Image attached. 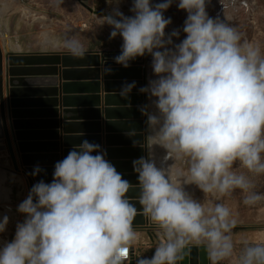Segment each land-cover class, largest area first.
<instances>
[{
    "label": "clouds",
    "instance_id": "clouds-1",
    "mask_svg": "<svg viewBox=\"0 0 264 264\" xmlns=\"http://www.w3.org/2000/svg\"><path fill=\"white\" fill-rule=\"evenodd\" d=\"M107 2L115 6L100 16L102 25L111 26L110 39H123L115 63L127 68L149 54L156 77L139 89L149 100L139 108L147 118L140 146L148 155L134 160L133 168L143 215L162 237L154 255L138 257L137 264H182L193 244L206 249L209 264H221L233 255L236 220L208 194L219 200L239 189L247 193L245 205L264 200V193L253 191L255 178L264 176V53L226 16H209L210 0H178L177 7L188 13L179 44L173 38L180 30L166 33L172 21L163 15L173 0H133L132 16L120 11V0ZM220 3L227 9L236 0ZM45 43L74 58L86 55L75 37ZM103 71L111 74L112 68L104 65ZM134 88L136 82H125L118 95L129 100ZM106 155L101 145L85 139L56 162L51 183L32 186L17 208L24 221L0 247V264H127L138 240L133 227L138 213L127 196L132 185ZM178 163L186 165L179 175ZM42 171L37 165L31 175ZM191 184L205 194L203 202L185 190ZM9 219L0 220V233ZM239 264H264V243L246 244Z\"/></svg>",
    "mask_w": 264,
    "mask_h": 264
},
{
    "label": "rangeland",
    "instance_id": "rangeland-1",
    "mask_svg": "<svg viewBox=\"0 0 264 264\" xmlns=\"http://www.w3.org/2000/svg\"><path fill=\"white\" fill-rule=\"evenodd\" d=\"M18 1L20 6L12 9L8 15L4 16V19L1 18L0 22L2 21L7 25L10 41L21 45V53L40 51L41 48L31 44L32 49H30L28 45L33 43L34 38L42 30L41 24L47 26L50 37H56L59 41L75 37L82 43L86 52H121L122 37L117 36L115 39H110L112 28L106 24L102 25L100 19V16L110 14L112 7L115 6H110L107 0H63L59 4L56 0ZM159 2H163V0H153V4ZM177 4L178 0H173L172 6L163 15L165 18L171 19L170 25L174 30H180L181 34L178 38L180 43L186 37L182 28L188 13L179 9ZM132 5L133 0H120L119 9L125 16H132L134 15L130 11ZM207 11L209 16L213 18L219 17L225 20L226 16L227 22L237 27L243 39L259 46L264 53V0H236L235 6L227 9H223L220 0H210ZM28 12L31 14L28 15ZM23 16L27 19H24ZM42 18H45V21L41 22L40 19ZM0 31H2V26H0ZM0 40L3 45L4 40L1 38ZM42 40L39 38L37 41ZM56 52L65 53L66 50L60 48ZM148 70L149 79H155L151 65H149ZM1 149L3 148L0 147L2 153V156L0 155V167L8 175V180L3 185L7 189H11V194L8 193V201H0V216L7 215L10 218L7 230L0 233V247L14 239L17 224L24 221L25 215L19 213L17 208L27 197L22 192L23 181L12 175L16 171L10 161L6 145L4 151ZM157 153L159 160L163 151L158 149ZM168 163L172 164L173 161L170 160ZM182 171H186V165L178 163L176 174L179 175ZM184 187L194 199L201 202L205 200V194L195 184ZM253 191L264 193V176L255 178ZM245 195L247 193H243L239 189L221 196L219 200L212 194H208L207 198L210 202L224 203L236 220V225L231 232L234 243L233 255L231 258L222 261L221 264H239V255L246 244L264 243V200L256 205L248 206L243 202ZM158 231L159 229H157ZM159 235L153 234L154 238ZM137 242V250L140 256L143 255V258H151L159 244L157 242L145 244L139 238ZM193 246L196 245L193 244Z\"/></svg>",
    "mask_w": 264,
    "mask_h": 264
},
{
    "label": "crops",
    "instance_id": "crops-1",
    "mask_svg": "<svg viewBox=\"0 0 264 264\" xmlns=\"http://www.w3.org/2000/svg\"><path fill=\"white\" fill-rule=\"evenodd\" d=\"M10 10L1 18L4 19V16L11 12ZM24 19H27V17H24ZM34 21L38 22L37 20ZM0 26L6 32L7 41L11 49L14 52L21 53V45L10 41L7 25L1 21ZM41 26L42 30L28 47L32 49L33 45L43 50L50 49L56 51L51 47L43 48L36 45V41L43 33V25L41 24ZM100 69L102 72L99 94L96 93L98 89L95 85L96 81H94L95 75L93 72L81 71L76 75L66 78L48 77L44 75L46 72L37 73L36 75L40 74V76L36 77H23L25 78L24 80H27V83H23L25 89L23 100H25V103L21 107V110L28 114L22 120L29 123L27 131L31 134L28 139L30 141L27 142L35 144L38 147L34 150L36 152H32V154L50 156L57 161L65 158L74 145L82 143L85 139L91 143L99 144L107 153L106 159L115 166L117 171L122 175V178L128 180L132 185L130 190H135V188H139V181L138 173L133 168V161L140 157V146L138 144L134 146V141L139 142L137 137L139 135L142 136V133L138 131V122L140 120L138 119L139 115L136 110L139 107L136 105L137 101L135 98H130L129 100L121 98L118 95L120 88L114 86L111 89H106L103 64L100 66ZM8 78L6 76L4 78V88ZM55 78L59 80V86L63 85L56 87V91L54 87H51L54 83L51 80ZM132 94L134 95L135 93H130V97H135ZM106 97L116 98L114 100H107ZM5 98L7 99L6 88ZM6 111L8 126L12 133L11 108L9 105H7ZM131 129L136 130V136L129 137L126 135ZM93 155H96V153H93ZM55 162L49 161L42 166L43 168H54ZM12 175L19 177L23 181L22 192L24 195H28L29 189L24 176L22 174L19 175L17 172H14ZM7 180L8 175L6 173ZM8 193L11 194L10 188H8ZM127 196L131 203L139 201L137 199L139 195L136 192L129 191ZM136 209L138 210L139 208L136 207ZM150 224V228L135 229L138 238L145 244L153 242L160 244L162 233L160 231L157 232L158 228L152 223ZM153 234L160 235L154 238ZM137 243L133 246L136 249L138 248ZM139 257L143 258V255H139Z\"/></svg>",
    "mask_w": 264,
    "mask_h": 264
},
{
    "label": "water",
    "instance_id": "water-1",
    "mask_svg": "<svg viewBox=\"0 0 264 264\" xmlns=\"http://www.w3.org/2000/svg\"><path fill=\"white\" fill-rule=\"evenodd\" d=\"M1 38V31H0ZM120 52H86V55L82 58H74L70 55L61 52H48L39 51L35 53H20L14 52L7 43L1 44L0 40V147L5 150L6 145L7 152L10 157V161L13 165L14 170L19 174L23 175L27 183L29 191L32 186L39 181L43 180L46 183H51L53 180L54 168H43L42 165L49 161H56L50 156H41L40 154H32V152L38 147L35 144H31L27 141L31 136L30 132L27 131L29 123L23 121V117L27 115V112L21 110L25 103L23 93L25 92L23 83H27L23 77H36L40 72L44 73L48 77H70L80 73L81 71L93 72L95 75L94 81L97 86V94H99L100 80H101V69L100 66L103 64L112 68L111 74H105L104 80L105 88L111 89L114 86L121 88V86L127 82H136V88L131 93H135L130 97L136 99V105L140 108L143 105L149 103L146 94L140 93L139 89L148 85L149 81V65L152 63V56L146 54L143 57H137L130 61V66L125 68L120 64L115 63L114 58L118 56ZM115 67V68H114ZM6 73V74H5ZM9 77L6 81V94L4 88V78ZM57 78V79H58ZM127 80V81H124ZM53 81V85L56 91V87L59 86V80L56 78ZM58 81V82H57ZM108 91V90H107ZM116 97H106L107 100H114ZM98 99V96H97ZM11 108V131L10 132L7 117L6 108L7 105ZM139 108L138 111V131L142 133L139 135L138 145L140 146L144 142V133L146 131V117L141 113ZM15 145V147H14ZM140 157H147L148 153L144 147L140 146ZM18 155V156H17ZM139 157V158H140ZM55 162V164H56ZM54 164V165H55ZM40 166L43 171L39 175L33 176L31 173L34 171L36 166ZM130 192H136L140 195V189L129 190ZM138 199V198H137ZM135 207L139 208L138 213L133 221V227L137 228H150L151 224L147 218L143 215V206L138 202L133 203ZM129 264H137V259L132 258ZM182 264H209L206 249L202 246H190V250L186 255Z\"/></svg>",
    "mask_w": 264,
    "mask_h": 264
},
{
    "label": "bare ground",
    "instance_id": "bare-ground-1",
    "mask_svg": "<svg viewBox=\"0 0 264 264\" xmlns=\"http://www.w3.org/2000/svg\"><path fill=\"white\" fill-rule=\"evenodd\" d=\"M18 0H5V1H0V18L10 9H14L16 6H18ZM11 11V10H10ZM31 13L28 12V15ZM41 22L45 21V18L40 19ZM174 29L172 28L171 25L168 26V29H166V33L170 34ZM42 33V32H41ZM49 30L47 29V26L43 25V33L41 34L40 38H42V41H36V45L40 47H51L54 50H58L60 48H53L50 45H47L45 43L46 38H52L58 40L56 37H50L49 35ZM1 39L4 40V43H7L8 46L10 47L9 42L7 41V36L5 30L1 31ZM174 39V44H179V39L178 38H173ZM11 48V47H10ZM40 51H53V50H43L40 49ZM60 51V50H59ZM56 52V51H54ZM0 155L2 156V153L0 151ZM6 182V173L3 168L0 167V201L1 202H6L8 201V189L4 187V183ZM10 200V199H9ZM2 215V214H1ZM0 220H2V217L0 216Z\"/></svg>",
    "mask_w": 264,
    "mask_h": 264
},
{
    "label": "built area",
    "instance_id": "built-area-1",
    "mask_svg": "<svg viewBox=\"0 0 264 264\" xmlns=\"http://www.w3.org/2000/svg\"><path fill=\"white\" fill-rule=\"evenodd\" d=\"M138 257H139V252H138V250H137L135 247H131V248L129 249V253H128V262H127V264H129V262H130V260H131L132 258L137 259Z\"/></svg>",
    "mask_w": 264,
    "mask_h": 264
}]
</instances>
